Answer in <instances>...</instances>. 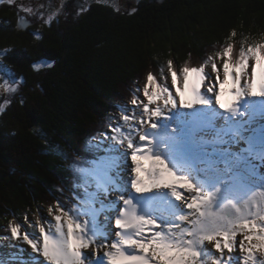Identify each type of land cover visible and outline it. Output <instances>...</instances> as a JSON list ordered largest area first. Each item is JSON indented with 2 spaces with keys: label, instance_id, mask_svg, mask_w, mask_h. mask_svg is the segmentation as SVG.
Here are the masks:
<instances>
[{
  "label": "trees",
  "instance_id": "16d2710c",
  "mask_svg": "<svg viewBox=\"0 0 264 264\" xmlns=\"http://www.w3.org/2000/svg\"><path fill=\"white\" fill-rule=\"evenodd\" d=\"M18 22L17 10L0 8L2 59L26 82L0 115V231L85 200L88 187L74 173L100 161L94 146L112 127L123 88L149 74L157 82L169 61L179 77L204 67L213 50L264 45V0H143L119 15L96 5L70 26H43L40 39L35 25L22 31ZM39 60L52 65L38 72ZM90 134L89 153L78 154Z\"/></svg>",
  "mask_w": 264,
  "mask_h": 264
},
{
  "label": "snow or ice",
  "instance_id": "6c2138e0",
  "mask_svg": "<svg viewBox=\"0 0 264 264\" xmlns=\"http://www.w3.org/2000/svg\"><path fill=\"white\" fill-rule=\"evenodd\" d=\"M233 47L228 45L223 51L224 62L222 65L223 79H220V69L212 65L216 72L215 82L206 87L207 93L215 95V102L221 108L232 114L240 113L241 105L228 106L221 101L226 94L225 86L228 85V94L232 101H238L242 96L264 97V45H256L240 50L239 59L231 63L230 58ZM249 60L253 63L249 64ZM42 64H34V68ZM51 67V63L44 65ZM171 70V61L168 63ZM21 81L23 78H20ZM149 85L155 84L152 74L147 77ZM205 80L212 81L211 74H205L203 67H184L182 69V88L178 85V73L171 72L172 86H176V95L179 96V105L183 108H192L194 104L212 105V98L202 94L200 89ZM246 80V88H242L241 81ZM16 83V81H12ZM215 84H219V92ZM15 92L16 89L9 88ZM163 93L165 107L169 104L173 108L177 102L172 98L168 88L164 87L159 92H149L148 86L144 88V94L149 103ZM186 96L190 98L186 99ZM133 104L137 103L134 98ZM256 108V105H250ZM259 109L264 113V101L259 104ZM3 108L0 107V112ZM141 115L160 117L162 110L156 107L151 110L147 105L143 106ZM208 123L205 127H211L216 117L214 108L208 110ZM170 119V117H164ZM124 121H129V116L124 115ZM143 122V121H141ZM160 125L151 123L152 129ZM164 127H167L166 125ZM236 134L239 131L236 130ZM111 140L123 144V140H117L116 136ZM127 139V148L130 153L131 165L127 166L128 153H120L119 157H105L103 170L78 169L82 173L84 184L87 185L89 176L97 181L98 190L116 194L115 200H109L107 204L101 202L99 208L95 207L96 200L82 201L83 207L69 208L57 206L59 214L54 215L55 224L50 225L46 231L40 220L36 221L39 232H24L21 236L20 225L11 226V237L3 239H20L26 242L35 256L30 257L34 264H258L253 252L254 249L264 253V190L255 191V185L247 181H238L227 188L217 187L208 180L190 179L193 172L202 171L195 167L196 160L190 157H182L181 166L185 169L179 173L175 165L170 167L162 158L160 146L164 140L154 133L144 132L139 134V141L134 143L130 136ZM174 142L175 137H169ZM155 140V143H154ZM108 151H116L110 147ZM172 159H175V149L169 148ZM251 153V147L248 149ZM235 156V161L225 160L230 163H238L245 157ZM259 158L264 159V150L259 153ZM123 163L126 168L116 172L113 179L109 173ZM134 174L131 180L121 179V171L127 170ZM206 171V169H203ZM134 189L137 194L150 193L154 189L158 194L154 196H132L129 191ZM111 185V189L108 188ZM259 187L264 189V177L259 182ZM181 190L187 192L190 197L182 195ZM95 195V194H93ZM169 197L176 201H184L188 209H192L191 219L178 204H172ZM191 202H188V200ZM167 204L168 210L164 211L160 205ZM49 213L53 210L50 208ZM104 213V223H100L98 216ZM114 225L110 227V223ZM179 222V223H178ZM182 224L187 226L181 227ZM54 227V231H53ZM114 228V230H113ZM240 233L239 250L245 253L242 257H233L232 253ZM114 237V238H113ZM206 242L214 243L215 252L206 246ZM90 249V251H85ZM24 251V249H20ZM43 257V260L40 257ZM0 264L5 262L0 259ZM259 264H264L260 261Z\"/></svg>",
  "mask_w": 264,
  "mask_h": 264
},
{
  "label": "rangeland",
  "instance_id": "374dc122",
  "mask_svg": "<svg viewBox=\"0 0 264 264\" xmlns=\"http://www.w3.org/2000/svg\"><path fill=\"white\" fill-rule=\"evenodd\" d=\"M142 1L143 0H0V8L4 6H10V7H13L14 10L19 11L21 13V15L19 16V20L30 25L29 27H31L32 25H35L36 28L34 31H32V34L34 35L35 39H40L42 35L41 33L43 30V26H49L53 22L60 23V24L63 23L65 25L70 26L72 25L70 21L76 20L78 17L86 15L92 6H96V5L105 6L109 8L113 12V14L119 15L122 13H131L135 11L136 7ZM74 14H77V17H74ZM223 51L213 50L210 53L211 60L207 64L205 63V66L203 67L204 73L211 74V76L213 77V80L212 81L205 80L201 86L200 91L202 94L206 95V97L212 98V106L202 105L201 107H194L195 105L194 104L192 108L194 109L196 108L197 110L198 108L199 110L201 109V111H198L199 118L202 116H205V113L208 112V110L212 108L213 106H219V104L215 102V95L213 93H207L206 87L210 82L211 83L215 82L216 72L213 71V67H212L213 64H215L216 67L220 69V79L221 80L223 79L222 65L225 59L222 55ZM239 52H240L239 50L233 49L230 62L233 59L236 60L239 58ZM2 57H4V52L0 51V107L3 108V111L0 112V115L8 108V106L10 105L11 102H13V100H15L16 98H21L23 96L24 88L26 84L24 79H22L21 81L20 78L22 77L17 76L11 68L6 66ZM49 63L51 62L46 61V60H39L36 64H42V66L39 68H34V67L33 68L38 72L43 71L44 69L50 68V67L44 66ZM252 63L253 61L249 60V64H252ZM172 71L173 70H169L167 72L163 71V72L158 73L160 75H157L158 76L156 77L157 82H155V84L153 85H149L147 76L145 75L142 77V79H139L136 83H133L130 86L125 87L121 90V94L115 99V102H114V106H115L114 113H116L114 116L116 117H114L112 120L111 124L113 125L112 127L110 126L107 129L108 134H105L102 145L98 146L97 149H96V146H94L95 152L98 149H102V151L101 152L99 150L97 151V157L100 158V161L92 162L91 163L93 166L92 169H99L102 171L103 165H104L103 158L105 157H117L118 158L120 153H128L129 154L128 158L130 159V153L132 149L127 148V139H125V137L130 136L133 139L134 143H140L139 134H141V130L136 131V129L133 128V122L135 120V114L140 108L143 109L144 105H147L153 111L155 110L156 107L161 106L160 107L161 110L164 109V112H166V114L168 115L175 114V112L180 113V110H184V109L179 110L178 108L170 109L169 105L171 104L165 107L164 96L167 95V93H163L160 96H158L155 99L154 103H149L148 97L145 96L144 94L145 86H148L150 93L153 91L159 92L160 89L167 87L169 93L172 95V98L175 96L177 98L176 86H172V83H171V72ZM180 74L181 75H179L178 77L177 86L182 88V71L180 72ZM12 81H16V83H12ZM241 86L242 88H246V80L241 81ZM13 87L16 89L15 92L8 90L9 88H13ZM215 87H216V91L219 92V84H215ZM229 87L230 86L228 85L225 86V92H228ZM246 97L249 98L251 96L245 95V96H242L241 98H243L245 101ZM134 98L137 100L136 104L132 103V100ZM253 98L251 100H253ZM261 98L264 99V97H261ZM221 99H224V97L222 96ZM240 101L241 100L239 99L238 101H234V102L238 103ZM228 106H232V104L230 105L228 104ZM248 108L250 109V106H248ZM249 109L244 110L243 115H237L233 117L234 119L233 122H238L242 124L241 127H238V126L236 127L237 130L239 131V134L237 135L235 133L233 136L225 140L220 139L219 144L216 139H213L214 137L217 138L216 128L217 126H222L221 131L222 132L226 131L224 129V126L229 119L230 112L229 114L225 115V111L224 112L218 111L219 112L218 117H220L221 119L218 118L220 119L218 120V124L212 125V127L216 126L215 129L214 130L212 129L208 132L209 135L212 136L208 138V141L214 140V142L217 144H215L214 146H210L208 148H204V145L206 146V143L214 144V142L212 141L206 142L205 140L199 141V139H197L196 142L193 144L197 148V151L192 152V153H190L188 149L185 147L186 139L179 140L178 138V137H183L182 123L180 121H176V124L172 125L167 120L164 119L167 122V126L168 127L171 126L175 130L174 132H172V134L177 136L175 138V141L172 142L177 146V153L174 154L175 159H172V154H171V156L166 159V163H168L170 167L175 165V170L179 173L180 171L185 170L181 166L182 157L193 158V156L195 155L196 156L195 160L197 161L195 166H197L198 169L202 170L199 172L203 173L204 177L208 176L207 172L203 171V169H205L206 167L211 169L212 166H216L220 168H226L227 169L226 172L231 171L230 173L233 175V177H230V178L233 179V181L228 183L227 186H223L222 188H227L231 186L233 183L238 182V181H247V182H250L258 186L261 178L264 177V159L259 158V153L263 150V145H264V113H262L259 110V113H257L256 116H251ZM190 114L191 113H188L186 115L184 114L182 116L183 119H186V118L188 119ZM124 115L129 116V121L127 123L123 119ZM146 116L147 115L140 116V121H143L141 123H144V117ZM109 120H111V118ZM148 120L150 119L148 118ZM204 120L207 121L206 118ZM150 122L151 121H148V123ZM159 123L161 124L162 120H160ZM100 126L102 128L104 125H96L98 129H100ZM138 127L140 128L141 125L138 124ZM98 129H95V130H98ZM90 136L92 137L93 135L90 134ZM90 136L87 137L86 141H84V147L80 149L78 154L82 155L84 152V154L86 155L89 153L91 146L94 144L93 141H91L92 138ZM112 136H116L117 140H123V144H119L116 141L111 140L110 137ZM254 141H255V144L251 143ZM110 147L116 149V151H108ZM250 147H251V153L248 151ZM248 153H250V156L253 158L252 160L247 159ZM233 154L246 158L241 163L240 165L241 167L244 168L247 165L246 163H249L248 165H252L250 166V169L243 170L240 174V177L239 175H237L239 169H237L235 165H238L241 162V160L238 163H230L228 166H226L224 163L226 159L234 162L235 156H233ZM127 166H130V165H127ZM121 168H126V166L123 163H121L119 167L116 169H113L109 173V175H111L113 179H115L116 172L120 171ZM77 173H78V169L76 170L74 174L76 175ZM130 173H131L130 167H127V170L121 171L120 178L125 179V180H131L133 177ZM190 179L196 180L194 172L190 176ZM95 180L96 179L89 176L87 185H85L84 180H82L80 187L89 188L88 197L86 199L88 200L95 199L96 208H99L101 202L107 204L109 200L116 199V194L112 192L111 190H109L108 192L98 190L97 183L95 182ZM202 180L203 179H201V181ZM108 188L111 189V185H108ZM129 191L131 193V187L129 188ZM153 191H158V190L154 189ZM181 192H182V195L186 197H190L191 195L187 192H184L183 190H181ZM188 202H191L190 198ZM171 203L180 205L183 211L186 214H189L190 219L192 218L191 214L193 210L188 209L184 201H176L173 198ZM72 206L75 208L83 207L82 202L77 203V204L72 203ZM55 214H59V213L57 211H53V213L50 214L49 211H46V210L41 211V212L40 211L36 212L32 217L24 220L22 224H20L21 236L26 231L38 233L39 226L32 227V225H36V221L38 219L40 220L41 225L44 226L47 231L50 225L54 226L55 224V220H54ZM104 217H105L104 213H101L98 216V220L100 223H104ZM113 222L114 221L110 223L111 226H113ZM183 226H186V225L182 224L181 227ZM10 228L8 226V227L1 229L0 231V259L5 261V264L7 263L8 264H11V263L20 264V258L17 252H15L17 248H13L12 246H16L21 243H25V244L27 243L24 242L22 238L3 239V237H9V238L11 237ZM53 231H54V227H53ZM242 239H243V235L238 233L236 236L237 244L233 252L229 254L227 253V250H225V257H227L228 255H231L233 257H237V256L242 257L243 255H245V253H241L239 250L238 242ZM206 246L213 250L214 255L216 256L220 255L218 252H215L214 243L209 244L206 242ZM9 251L13 252V254H10ZM8 254L9 256H7ZM253 255L256 261L258 262V264L260 261H264V253L258 252L254 249ZM5 257L7 258V260L6 259L4 260ZM11 257H13V262H11L12 261ZM22 259L25 263H28L30 261V259H28L25 256ZM241 264H242V261H241Z\"/></svg>",
  "mask_w": 264,
  "mask_h": 264
},
{
  "label": "bare ground",
  "instance_id": "6f19581e",
  "mask_svg": "<svg viewBox=\"0 0 264 264\" xmlns=\"http://www.w3.org/2000/svg\"><path fill=\"white\" fill-rule=\"evenodd\" d=\"M223 97H224V99H221V101L223 103H225L226 105L232 104V106H234V105L238 104V105H241L242 107L240 108V113H238V114H232V113L229 114V112L226 109L221 108L220 105L212 107V108L215 109V112H216V117L212 121V125L213 124L217 125L218 124V120L221 119L220 117H218V113H219L218 111H221V112L225 111V115L226 114L230 115L228 121L226 122L229 127H227L225 132L221 131L222 126H217V128H216L217 138L214 137L213 139H216L218 141V144H219L220 139L221 140H223V139L225 140V139L229 138L228 134H232L233 135L235 133V131H236V128H234L233 126L230 125V123H231L230 122V118H232L233 116L242 115L243 114L242 110H246L248 108V105H252V103H253V105H256V102L258 101V99L255 100V98L259 97V96H256L254 98L252 96L249 97V98L246 97L245 101H244L243 98H240L241 101L238 102V103H236V102L231 100V97L228 94V92H226V94ZM188 98H190V96H186V99H188ZM252 98H253V100H251ZM173 99L177 102V106L175 108H178L179 110L180 109H184V110H180V113L175 112V114L168 115V114H166V112H164V109H162V115L160 117H151L150 121L152 123L154 122V123H157L158 125H160L157 129H152V128H150L151 122L148 123V121H149L148 118L149 117H147V116L144 117V123H141L140 116H142L141 114L143 112V109L140 108L137 111V113L135 114V120L133 122V128H135L136 131L141 130V134L144 133V132L155 133L156 131H162L163 129H166L167 130L166 134H167L168 138L169 137H175L176 138L177 136L172 134V132H174L175 130L171 126L168 127V128H164L165 125L167 126V122L165 120H167L172 125L176 124V121H180L182 123V126H183L182 133H183L184 137H178V138H179V140L186 139L185 145L187 146L188 151L190 153L195 152V151H197V148L193 144L196 142V140L197 139H202V140L208 141V138H210L212 136H210L209 133H204V131H210L212 129L214 130L216 126H214V127H212V126L211 127H205L204 125H206L208 123V119H207V121H205L204 120L205 116H202V117L199 118L198 111H201V109L199 110V108H198V110H197L196 108L195 109L194 108L190 109V108L181 107L179 105V99L180 98H179L178 95H177V98L175 96V97H173ZM201 106L202 105H199V104H195L194 105V107H201ZM210 106H212V105H210ZM159 107H161V106H159ZM169 107H170V109H173V107L171 105H169ZM255 110H256V108L250 107L249 112L252 115H254ZM188 113H191L190 116L188 115L189 116L188 119L187 118L183 119L182 116L184 114L186 115ZM207 113L208 112L205 113L206 116H208ZM164 117H170V119H165ZM218 118H220V119H218ZM160 120H162V123H163L164 126L162 124H159ZM138 124L141 125L140 128L138 127ZM198 133H200V134H198ZM91 141H92V139H91ZM140 143H145L146 144V141H144V142L140 141ZM251 143L255 144V141L251 142ZM169 148H174L175 152L177 151V146L174 143H172V141H169V139L164 140V143L160 147V151H161L162 158H164L165 160L168 157L171 156V153H169V151H168ZM205 148H208V146L206 145ZM218 148H220V147H218ZM130 162H131L130 159L127 157V165H131ZM130 174L134 178V174H132V173H130ZM129 188H130V186H129ZM134 193H136L135 190H134ZM138 195H140V194H138ZM169 199L172 202L173 199L171 197H169ZM160 207L164 211L168 210V205L167 204H162V205H160ZM109 226L112 227L111 225H109ZM183 227H185V226H183ZM113 230H114V228H113ZM12 247L13 248H17V250L15 252H17V254H18L19 258H20V264H34V262H31V261H29L28 263H25L23 261V259H22L24 256L29 259L30 257L36 255L35 253L32 252L31 247L28 244L21 243V244H18L16 246H12ZM20 249H24V251H20ZM85 251H90V249L85 250ZM10 254H13V252H10ZM7 256H9V254ZM5 259L7 260L6 257L4 258V260ZM40 259L43 260V257L41 256ZM11 260H12L11 262H13V257H11ZM9 261H10V259H9ZM11 264H13V263H11ZM250 264H251V262H250Z\"/></svg>",
  "mask_w": 264,
  "mask_h": 264
},
{
  "label": "water",
  "instance_id": "95a60500",
  "mask_svg": "<svg viewBox=\"0 0 264 264\" xmlns=\"http://www.w3.org/2000/svg\"><path fill=\"white\" fill-rule=\"evenodd\" d=\"M160 1H162V0H160ZM12 9H14V8L12 7ZM18 15H19V16L21 15V13H20L19 11H18ZM17 26H18V29H19V30L26 31L27 28H28L30 25H28L27 23H24V22H22L21 20H19Z\"/></svg>",
  "mask_w": 264,
  "mask_h": 264
},
{
  "label": "flooded vegetation",
  "instance_id": "af4514ba",
  "mask_svg": "<svg viewBox=\"0 0 264 264\" xmlns=\"http://www.w3.org/2000/svg\"><path fill=\"white\" fill-rule=\"evenodd\" d=\"M91 8H92V7H91ZM90 10H91V9H90ZM90 10H89V11H90ZM74 17H77V14H74ZM79 18H81V17H78L76 20H78ZM76 20H72V21H70V23L73 24ZM66 26H68V25H66Z\"/></svg>",
  "mask_w": 264,
  "mask_h": 264
}]
</instances>
